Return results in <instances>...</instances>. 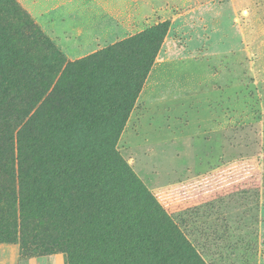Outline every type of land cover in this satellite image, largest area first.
<instances>
[{"label": "rangeland", "instance_id": "obj_1", "mask_svg": "<svg viewBox=\"0 0 264 264\" xmlns=\"http://www.w3.org/2000/svg\"><path fill=\"white\" fill-rule=\"evenodd\" d=\"M5 1L0 20L32 19L69 61L169 25L117 150L204 264H264V0ZM19 152L0 175V264H90L68 225L21 210L22 181L44 184L54 160L22 172Z\"/></svg>", "mask_w": 264, "mask_h": 264}, {"label": "trees", "instance_id": "obj_2", "mask_svg": "<svg viewBox=\"0 0 264 264\" xmlns=\"http://www.w3.org/2000/svg\"><path fill=\"white\" fill-rule=\"evenodd\" d=\"M19 21L0 20V175L17 147L22 172L35 156L40 165L42 155L54 160L44 184L38 174L22 181L21 210L68 225L62 237L87 243L90 264L109 251L110 264H204L116 147L169 25L69 61L32 19ZM25 141L34 142L32 153L23 154Z\"/></svg>", "mask_w": 264, "mask_h": 264}]
</instances>
